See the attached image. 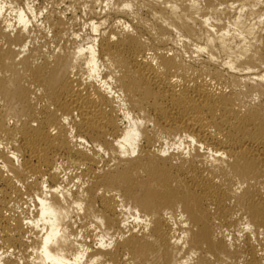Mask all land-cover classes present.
Instances as JSON below:
<instances>
[{"label": "bare ground", "instance_id": "obj_1", "mask_svg": "<svg viewBox=\"0 0 264 264\" xmlns=\"http://www.w3.org/2000/svg\"><path fill=\"white\" fill-rule=\"evenodd\" d=\"M41 1L0 0V264H264V0Z\"/></svg>", "mask_w": 264, "mask_h": 264}, {"label": "rangeland", "instance_id": "obj_2", "mask_svg": "<svg viewBox=\"0 0 264 264\" xmlns=\"http://www.w3.org/2000/svg\"><path fill=\"white\" fill-rule=\"evenodd\" d=\"M34 3H35L34 8H37L36 11L38 10V8H39V10L40 9L42 10L43 2L41 0H35ZM66 5L67 4H63L61 6V8L65 9L68 6V5L67 6ZM72 12H74L77 16V23H76L77 30L81 29L82 27L84 28L85 22L88 19V15H87L86 11L83 8L74 10L72 7H69L68 11L66 12V15L69 17L70 14H72ZM41 19H42V16L41 17L39 16L38 20H41ZM83 28H82V31L80 32V35H81L80 38H81V41H83L82 43L84 45H87L89 43V39L92 36H94V33L91 31V29H89L88 26L85 29H83Z\"/></svg>", "mask_w": 264, "mask_h": 264}]
</instances>
